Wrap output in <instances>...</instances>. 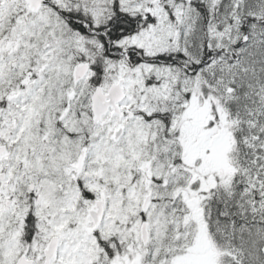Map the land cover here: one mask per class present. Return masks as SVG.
Wrapping results in <instances>:
<instances>
[{"label":"snow or ice","instance_id":"6c2138e0","mask_svg":"<svg viewBox=\"0 0 264 264\" xmlns=\"http://www.w3.org/2000/svg\"><path fill=\"white\" fill-rule=\"evenodd\" d=\"M0 264H264V0H0Z\"/></svg>","mask_w":264,"mask_h":264}]
</instances>
